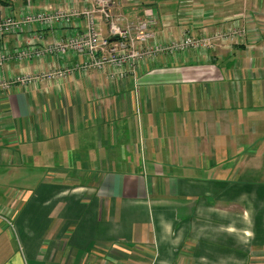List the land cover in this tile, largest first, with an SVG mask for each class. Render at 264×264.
<instances>
[{"label": "crops", "instance_id": "crops-1", "mask_svg": "<svg viewBox=\"0 0 264 264\" xmlns=\"http://www.w3.org/2000/svg\"><path fill=\"white\" fill-rule=\"evenodd\" d=\"M24 1L5 0L4 12ZM210 1L143 0L128 15L125 0L111 8L136 22L144 7L173 14ZM213 1L212 15L179 11L171 35L182 23L202 33L241 14L264 20V0ZM261 36L254 49L220 44L203 61L157 55L136 77L91 71L0 95V264H264ZM28 40L24 32L0 44ZM65 60L10 61L0 75Z\"/></svg>", "mask_w": 264, "mask_h": 264}, {"label": "built area", "instance_id": "built-area-1", "mask_svg": "<svg viewBox=\"0 0 264 264\" xmlns=\"http://www.w3.org/2000/svg\"><path fill=\"white\" fill-rule=\"evenodd\" d=\"M27 4L17 11L9 7L0 19V40L24 30L29 38L25 45L11 48L0 44V68L7 71L10 61L19 65L22 61L42 62L49 57L67 60L61 66L37 72L0 75V95H7L18 85L36 88L41 82L58 83L78 73L88 76L91 71L105 72L110 79L136 77L138 68L155 61L157 55L167 57L192 52L203 61L208 58L207 51L220 44L253 47L264 32L260 23L247 25L236 20L212 34L202 31L198 35L193 33L198 23L186 29L184 23L179 27L178 37H174L169 23L175 16L159 17L151 7H144L138 21L128 22L112 12V0H60L54 6ZM159 21L167 34L162 39L155 30ZM46 31L53 34L49 41L43 40Z\"/></svg>", "mask_w": 264, "mask_h": 264}, {"label": "rangeland", "instance_id": "rangeland-1", "mask_svg": "<svg viewBox=\"0 0 264 264\" xmlns=\"http://www.w3.org/2000/svg\"><path fill=\"white\" fill-rule=\"evenodd\" d=\"M4 1L5 0H0V8H1V10H0V19H1V17L4 15V6H3V4H4ZM52 1L53 0H39L38 2H36V3H33L31 0H25L21 5L22 6H25V5H29V4H27V3H31V4H34V5H38V6H43V5H53V4H58L57 3V1L55 2V3H52ZM125 2H126V5L122 8V10H123V12H126L125 14L126 15H128L127 13H130L131 12V8H135L136 6H139V5H141V4H143V0H125ZM203 3H205V1H203ZM202 3V5H203V7H204V9L203 10H200V7H202V5H198L197 3H190V4H186V5H183V6H180L179 8H178V10L179 9H183V8H186L187 6H188V11H189V15L193 18H199L200 16L201 17H203L204 15H212L213 13V11L212 10H209L210 8H217V6H218V4H214V1L213 0H211L210 2H209V7H207V9L205 8V6H204V4ZM206 4V3H205ZM149 7V6H148ZM223 7V6H222ZM152 8V7H151ZM213 8V9H214ZM153 9V8H152ZM12 11H14L13 9H11ZM18 10V8L17 9H15V11H17ZM154 10V9H153ZM155 11V10H154ZM156 12V11H155ZM3 14V15H2ZM157 14V13H156ZM165 14H172L171 12H166V13H162V14H160V15H157V16H163V15H165ZM178 14V11H175L174 13H173V15L175 16V15H177ZM175 18V17H174ZM174 20V19H173ZM172 20V21H173ZM236 20H238L239 22H241V23H245V24H247V25H249V24H251V23H253L252 22V20H250L249 19V17H248V15L247 14H241V15H238V16H236V17H234L233 19H231L230 21H236ZM171 21V22H172ZM171 22L169 23V27H170V25H171ZM159 24H161V26H162V23L159 21L158 22V25L155 27V30H156V28L159 26ZM182 24H184V23H182ZM181 24V25H182ZM219 24H221L222 25V27L224 26V23L222 22H219ZM180 25V26H181ZM185 29H186V27H188L187 26V24L185 23ZM260 25H261V27L263 26L264 27V20L263 21H261L260 22ZM163 27V26H162ZM222 27H220L219 29H215V30H213V31H209V30H212V29H210L209 28V32H207L206 30H204L206 33H209V34H212L213 32H215L216 30H221L222 29ZM164 28V27H163ZM157 31V30H156ZM179 29H178V33H177V36L176 37H178V34H179ZM26 33V31L24 30L22 33ZM193 33H194V35H198L199 34V31H196V29H194L193 30ZM262 37V36H261ZM259 38V39H257L258 41H256L255 43H253V47H248V46H245V47H247L248 49H254L257 45H259V44H262V41H263V37L262 38ZM225 43H227V42H225ZM217 47V46H216ZM215 47V48H216ZM44 168H47V167H44ZM2 217H3V219H7V217L6 216H4V215H2V214H0ZM12 239V241H15L16 239H14V238H11ZM15 246V245H14ZM103 261H106L107 262V264H111V260H102L101 262L100 261H97V262H88V261H79V262H77V264H101ZM130 262H132V261H127L126 263H124V264H130ZM105 264V263H104Z\"/></svg>", "mask_w": 264, "mask_h": 264}]
</instances>
